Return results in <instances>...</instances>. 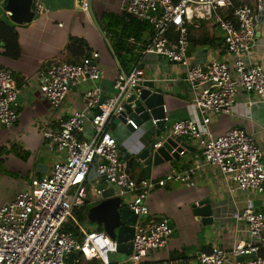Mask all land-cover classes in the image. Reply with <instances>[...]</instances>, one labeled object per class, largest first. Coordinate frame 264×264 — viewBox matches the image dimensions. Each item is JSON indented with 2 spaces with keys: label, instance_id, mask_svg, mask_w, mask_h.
I'll list each match as a JSON object with an SVG mask.
<instances>
[{
  "label": "built area",
  "instance_id": "2783aa9c",
  "mask_svg": "<svg viewBox=\"0 0 264 264\" xmlns=\"http://www.w3.org/2000/svg\"><path fill=\"white\" fill-rule=\"evenodd\" d=\"M251 1L123 0L125 12L149 24L153 36L145 44L130 39L141 47L140 54L129 73L119 71L112 85L113 93L107 98L101 97L97 88L106 76L99 52H92L78 64L60 62L39 73L40 95L55 110L62 108L74 89L89 87L83 93L81 109L61 116L54 127L43 132L44 140L56 155L51 173L34 176L27 190L0 207V264H82L93 260L110 264L108 255L117 252L118 243L104 232L86 231L74 218L77 208L87 201L96 202L91 201L87 187L93 170L106 185L116 186L115 195L138 217L149 215L147 200L157 187L181 183L194 188L196 178L207 167L219 171L228 183L230 195L236 191L264 194L263 151L255 137L239 127L222 135L215 134L212 128V116L231 115L239 94L251 108L264 104V67L254 51L260 16ZM89 8L85 3L84 9ZM32 10L39 15L48 12L43 0H33ZM261 10L263 13V7ZM7 15L10 16L8 12ZM201 22L213 24L220 31L225 51L222 60L191 62L190 31L200 30ZM149 56L159 59L163 67L177 65L182 69L180 79L159 81L167 85L182 82L200 118L198 122L187 119L170 124L165 109L163 141L170 136L196 141L202 160L184 171L173 169L160 179L138 182L130 174L109 128L113 120L126 112L132 95L137 100L146 82L156 84L149 78ZM19 93L13 71L0 68L1 127L11 129L19 122ZM159 121L150 120L155 127ZM126 123L142 133L141 127L127 117ZM163 141L154 143V149L160 148ZM128 198L131 201H125ZM233 218L247 224L250 240H259L260 245L250 241L237 244L230 251L214 247L200 255L199 264H264V257L260 256L264 250V214L247 207L234 213ZM70 220L79 226L81 239L65 231ZM140 222L139 219L135 225L130 264H142L148 254L166 248L173 233L168 219L149 225ZM245 257L248 258L239 260Z\"/></svg>",
  "mask_w": 264,
  "mask_h": 264
},
{
  "label": "crops",
  "instance_id": "0c3cea01",
  "mask_svg": "<svg viewBox=\"0 0 264 264\" xmlns=\"http://www.w3.org/2000/svg\"><path fill=\"white\" fill-rule=\"evenodd\" d=\"M43 2L48 12L40 15L37 21L24 25L11 22L5 6H0V18L9 21L17 28L22 48V56L19 60L4 57L0 51V68H9L17 75L15 81L20 92L21 115L19 122L13 128L6 129L0 126V146L3 147V152H13L18 149L19 157L28 173L32 175L31 178L51 173L56 162L54 150L44 140L43 132L54 127L61 116H67L81 109L83 93L89 87L86 85L74 89L62 108L55 110L40 95L39 73L52 64L67 62L69 57L67 46L72 37L85 39L92 52L101 54V60L104 50L105 60L108 55L110 62H117L111 46V35L101 30L99 25L103 14L120 16L126 13L123 0H85L90 6L88 11L78 8L76 0H43ZM2 4L6 5V0ZM251 4L256 7L260 16L255 56L264 67V12L262 13L261 10L262 7L264 9V0H253ZM118 30H121V27ZM151 38V32H146L138 43L145 44ZM190 39L189 56L192 63L207 64L224 58L223 38L215 25L201 23L200 30H191ZM128 43L134 49L132 53H128L127 56L123 52L120 54L119 51V54L127 58V61H131L132 67L140 54L141 47L132 44L130 40ZM146 62L151 67L149 78L156 81L158 91L165 94V109L170 124L187 119L198 122L200 118L192 105L191 96L183 89L182 82L167 85L159 81L170 77L180 79L182 69L177 65L163 67L159 59L150 56L146 57ZM103 67L106 76L97 84V88L101 97L107 98L113 93L112 85L121 68L118 62L115 71H111L109 65ZM238 98L239 102L231 115L212 116V128L217 135H222L233 127L246 130L255 137L262 149L264 162V104L251 108L246 104L242 94H239ZM115 120L110 125V131L120 145V150L125 149V153H122L125 162H133L130 174L135 180L146 178L145 166L135 152L137 147L163 141L157 136V127L149 122L146 130L144 126L141 127V133L134 131L130 125L123 122H120V126L116 128L113 125ZM163 132L166 133L165 130ZM183 141L188 146L185 153L171 162L153 166L149 179H160L173 169L184 171L195 162L202 160L201 149L197 142L189 139ZM101 182L95 171L90 173L87 187L91 201L102 200L101 195L96 191ZM207 199L213 206L214 222L205 226L193 211L198 202ZM125 201H131V198ZM147 204L150 213L145 219L140 220V223L149 225L151 222L168 219L173 233L166 248L148 254L142 264H180V262L199 264L200 255L211 251L214 247L230 251L237 244L252 242L246 232L247 224L237 223L233 218L234 213L252 207L264 214V194L236 191L230 195L228 183L214 167H207L201 171L196 178L194 188H187L181 183L157 187L148 198ZM92 226L95 227L94 230L98 229L97 224ZM94 227L90 229L93 230ZM252 243L256 246L260 245L259 240H253ZM82 264H100V262L93 260Z\"/></svg>",
  "mask_w": 264,
  "mask_h": 264
},
{
  "label": "water",
  "instance_id": "95a60500",
  "mask_svg": "<svg viewBox=\"0 0 264 264\" xmlns=\"http://www.w3.org/2000/svg\"><path fill=\"white\" fill-rule=\"evenodd\" d=\"M33 0H6L5 9L10 14L9 20L17 25H24L40 18L32 10ZM78 8H84L85 0H76ZM1 47L4 44H0ZM145 88L142 89L139 98L132 95L125 106L126 112L118 117L120 122L126 124V117L132 120L138 127L144 126L151 119L160 120L157 123L158 138H165L164 121L165 118V94L158 91V86L154 82H146ZM130 128L132 126L130 125ZM188 146L184 141L175 136H170L163 141L160 148L154 149V143L137 149L135 155L143 162L145 166L146 179L150 178V172L153 166H161L174 159H178L182 152ZM120 153H125L121 149ZM129 157V156H127ZM264 164V162H263ZM115 185H108L102 181L97 190L102 200L98 205L90 209L87 218L90 223L102 226L112 240L118 243V250L110 253L108 259L110 264L130 263V257L133 254V239L135 225L138 220H143L147 216L138 217L135 215L120 197L115 195ZM194 215L202 220V223L212 225L214 222V210L210 200H203L194 206ZM253 256V255H252ZM251 256V257H252ZM248 257L242 258V260Z\"/></svg>",
  "mask_w": 264,
  "mask_h": 264
},
{
  "label": "trees",
  "instance_id": "16d2710c",
  "mask_svg": "<svg viewBox=\"0 0 264 264\" xmlns=\"http://www.w3.org/2000/svg\"><path fill=\"white\" fill-rule=\"evenodd\" d=\"M173 1L174 3H179L181 0ZM237 5H239L238 2H236V6ZM201 23L203 25L205 22ZM100 24V29L108 32V34L111 35V46L113 48L114 56L118 64L120 65L121 70L125 71L126 73H129L133 67H131V61H127V58L121 56L120 54L121 52H123L124 55H127L128 53H132V51L134 50L132 47H130L128 40L133 38L137 42H141L143 34L146 32H151V36H153L152 27L149 24L141 22L126 13L120 16L116 14H103ZM119 27H121V30H118ZM0 44H4L3 47L0 46V51H2L1 54H3L4 57H7L11 60H19L21 58L22 48L20 45V38L17 28L11 25L9 21L3 19H0ZM67 53L69 55L67 62L71 64H78L84 58L88 57L92 53V51L89 48V45L85 39L72 37L70 39L69 45L67 46ZM13 76L14 80H16L17 75L13 73ZM127 163L131 173L133 162L127 161ZM144 179L146 178L141 177L140 179H136V181L139 182ZM98 204L99 202L91 203L90 201H87L84 206L77 208L74 211V218L76 219L77 223L88 232L92 231L90 227H88L89 224H94L88 221L87 215L90 209ZM65 231L73 233L74 236L78 239H81L83 236L81 230L79 229V226H77V224L73 220H70L66 223ZM95 232H104L103 227L98 226V229H96ZM260 256L264 257L263 249L260 252Z\"/></svg>",
  "mask_w": 264,
  "mask_h": 264
},
{
  "label": "rangeland",
  "instance_id": "374dc122",
  "mask_svg": "<svg viewBox=\"0 0 264 264\" xmlns=\"http://www.w3.org/2000/svg\"><path fill=\"white\" fill-rule=\"evenodd\" d=\"M0 6L4 7L5 5L2 4ZM102 53L104 56H106L104 50H102ZM104 56H102L101 60L102 65H109L108 68L111 71H115L117 62H110L108 55L106 57V60L108 61L107 62ZM113 125L114 127L118 128L120 126V120L116 119ZM148 125L149 122L144 124L145 130ZM2 149L3 147L0 146V207L8 200L14 201L19 193L28 189L29 183L32 180V175L28 173L19 157L20 153L18 149L13 152H3ZM137 149H141V147H137ZM8 155H10V157H8ZM88 227L94 226L89 224ZM94 229L95 227L91 232L95 231Z\"/></svg>",
  "mask_w": 264,
  "mask_h": 264
}]
</instances>
